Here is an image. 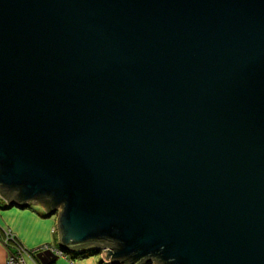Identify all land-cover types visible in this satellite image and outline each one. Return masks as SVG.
Here are the masks:
<instances>
[{
  "label": "water",
  "instance_id": "95a60500",
  "mask_svg": "<svg viewBox=\"0 0 264 264\" xmlns=\"http://www.w3.org/2000/svg\"><path fill=\"white\" fill-rule=\"evenodd\" d=\"M0 186L65 250L264 264V0H0Z\"/></svg>",
  "mask_w": 264,
  "mask_h": 264
},
{
  "label": "crops",
  "instance_id": "0c3cea01",
  "mask_svg": "<svg viewBox=\"0 0 264 264\" xmlns=\"http://www.w3.org/2000/svg\"><path fill=\"white\" fill-rule=\"evenodd\" d=\"M42 203L35 200L26 207H17L7 204L6 198L0 196V236L2 229L8 228L24 247L33 249L30 256H25L26 264H100L99 254L61 248L56 230L57 214L47 212ZM6 256L7 249L0 242V264H4Z\"/></svg>",
  "mask_w": 264,
  "mask_h": 264
},
{
  "label": "built area",
  "instance_id": "2783aa9c",
  "mask_svg": "<svg viewBox=\"0 0 264 264\" xmlns=\"http://www.w3.org/2000/svg\"><path fill=\"white\" fill-rule=\"evenodd\" d=\"M6 231V237L3 239L4 243L10 241L11 244L5 246L7 249V256L5 259L4 264H26L25 256H30L34 251L33 249H27L24 247L13 234L10 232L9 229ZM2 240V242H3ZM61 254V251L58 252Z\"/></svg>",
  "mask_w": 264,
  "mask_h": 264
},
{
  "label": "trees",
  "instance_id": "16d2710c",
  "mask_svg": "<svg viewBox=\"0 0 264 264\" xmlns=\"http://www.w3.org/2000/svg\"><path fill=\"white\" fill-rule=\"evenodd\" d=\"M0 188L2 190L1 193H3V196H6L8 198L11 190H7V189H5L4 187H1V186H0ZM36 200H41L46 206L49 205V201L46 198L36 197ZM7 204H10V202L7 201ZM97 242L100 245H104L107 241L105 239H99V240H97ZM100 248H98L97 245H96V246L88 247V248H85V249H81L80 252L81 253L86 252V253H90V254H99V251H101ZM100 261H101L100 264H114L113 262H107V261H104V260H100ZM125 263H127V262L126 261H122L121 264H125Z\"/></svg>",
  "mask_w": 264,
  "mask_h": 264
},
{
  "label": "rangeland",
  "instance_id": "374dc122",
  "mask_svg": "<svg viewBox=\"0 0 264 264\" xmlns=\"http://www.w3.org/2000/svg\"><path fill=\"white\" fill-rule=\"evenodd\" d=\"M0 196H2L1 194H0ZM31 207L33 206V204H31L30 205ZM58 210H60V209H58ZM8 229V228H7ZM7 229H2V234H1V236H0V242L2 243V245H4V247L6 246V245H8V244H11V242L10 241H7V242H5L4 243V238L7 236L6 235V231H8ZM11 232V231H10ZM2 240H3V242H2Z\"/></svg>",
  "mask_w": 264,
  "mask_h": 264
}]
</instances>
